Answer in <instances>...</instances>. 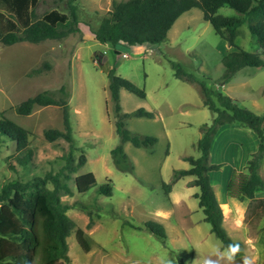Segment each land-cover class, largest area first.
Listing matches in <instances>:
<instances>
[{
	"label": "rangeland",
	"instance_id": "rangeland-1",
	"mask_svg": "<svg viewBox=\"0 0 264 264\" xmlns=\"http://www.w3.org/2000/svg\"><path fill=\"white\" fill-rule=\"evenodd\" d=\"M114 1L122 0H77L80 30L61 40L13 45L0 42V114L5 113L29 130L28 149L32 155L25 166L19 162L25 151L18 152L16 142L9 138L0 141V193L10 181L60 171L69 175L61 180L72 193H61V201L70 207L68 215L76 227L68 237L69 260H61L64 264H193L199 254L207 257L215 248L223 250L221 240L204 221L195 197L200 189L190 184L194 177L173 178L175 170L190 168L186 157H200L198 141L204 127L211 126L217 115L204 105L201 85L264 115V68L245 67L224 81L223 57L233 47L216 34L199 8L179 18L163 42L119 46L120 53H116L112 45L95 40L92 32L113 8ZM67 3L68 0H42L37 15L53 9L68 13ZM219 13L237 15L227 6ZM236 43L250 52H261L248 20L239 27ZM123 53L128 57L124 58ZM178 67L186 77L176 75ZM111 71L147 94L142 99L122 89L121 112L129 114L144 108L154 114L153 118H125L126 127L136 135L158 139L149 148L123 143L128 155L125 167L133 170L117 165L112 154L121 138L116 132L117 114L109 88ZM61 87H65V94L58 92ZM45 90L53 91L56 99L64 98L69 104L76 148L74 164L82 154L86 155L85 165L76 172L63 169L71 142L64 138L50 141L45 136L48 129L66 130L63 107L36 106L29 115L16 112L19 103ZM259 142L250 128L228 123L219 128L210 151L211 163L220 166L209 176L223 212L226 210L225 228L234 240L244 243V255L253 264L264 262V209L258 205L259 199L249 200L234 221L233 212L228 211L227 204L222 205L221 199L231 198L227 185L232 169L247 166ZM87 172L95 174L97 183L80 193L75 179ZM107 181L113 183L112 196L98 193ZM164 184L171 185L170 193ZM148 221L161 223L167 238L162 240L148 231ZM78 228L89 237V251L79 243ZM236 264H243V259Z\"/></svg>",
	"mask_w": 264,
	"mask_h": 264
},
{
	"label": "trees",
	"instance_id": "trees-1",
	"mask_svg": "<svg viewBox=\"0 0 264 264\" xmlns=\"http://www.w3.org/2000/svg\"><path fill=\"white\" fill-rule=\"evenodd\" d=\"M42 0H0V42L13 45L17 42L40 43L47 39L61 40L76 33L79 28V11L77 0H68L69 12L58 9L37 15V8ZM235 10V16H225L219 13L222 7ZM199 8L203 18L213 26L217 35L227 41L231 51L223 57L225 66L224 81L232 78L245 67L264 68V0H122L114 1L113 8L105 14L99 26L92 32L95 40L102 44H110L116 53L119 46H134L145 43L157 44L166 40L175 22L186 12ZM249 21V30L256 38L261 52H250L237 45L239 27ZM124 54V53H123ZM122 54V56H123ZM125 58V57H124ZM40 73V71H36ZM110 92L117 114L116 132L121 138V144L112 150L115 163L126 170L128 155L123 143L131 142L137 148H149L157 142L154 136H140L126 127L125 118L130 116L153 118L154 114L144 108H139L129 114L121 112L120 91L125 89L138 97L145 99V90L137 87L130 80L109 74ZM176 75L184 78L186 74L181 67ZM205 96L204 105L217 115L211 126H205L203 136L198 141L201 155L198 158L186 157L190 168L174 171V180L186 176L194 179L192 186L199 187L195 194L198 205L204 213V221L211 225V231L222 242L223 249L230 243H239L240 252L237 258L244 255V243L234 240L224 226V212L210 180V171L220 168L210 161V151L213 140L219 128L228 123H239L253 130L259 138L258 150L248 160L246 171H234L227 193L231 198L240 200L255 199L256 193L264 191V178L260 168L264 157V115L256 114L241 106L235 98L219 91L201 85ZM66 93L65 87L58 91ZM58 105L64 110L65 128L48 129L45 136L54 141L64 138L71 142V150L65 155L67 164L64 168L76 172L86 163V155L82 154L77 164H74L75 141L69 114V104L64 98L56 99V93L45 90L29 97L16 106L20 115H29L36 106ZM30 132L14 120L0 114V141L3 138L15 141L18 152H24L19 162L27 166L31 162V151L28 149ZM69 175L63 171L57 174L48 173L25 181H10L2 186L0 193V264H64L68 261V237L74 231L76 224L68 215L70 207L61 201V193L71 194L66 182L61 180ZM80 193L89 191L96 185L97 179L93 172L80 174L75 179ZM52 183L53 187H48ZM167 193L171 191L170 184H164ZM99 194L113 195V183L107 181L98 189ZM258 205L264 209V198ZM98 207V206H97ZM86 210V207L81 206ZM148 231L164 240L167 238L165 227L157 221L145 224ZM76 235L81 246L89 251L90 240L83 229L78 228ZM181 263V261H180ZM182 264V263H181ZM264 264V262L262 263Z\"/></svg>",
	"mask_w": 264,
	"mask_h": 264
},
{
	"label": "clouds",
	"instance_id": "clouds-1",
	"mask_svg": "<svg viewBox=\"0 0 264 264\" xmlns=\"http://www.w3.org/2000/svg\"><path fill=\"white\" fill-rule=\"evenodd\" d=\"M174 203L179 204V201H174ZM157 215H163L161 212H157ZM239 243H230L222 251L219 248H215L211 256L202 257L199 254V257L193 261V264H221V261H226L227 264H236L237 255L240 252ZM199 253V252H198ZM216 257L213 259L212 257ZM243 264H253V260L248 257H242ZM171 264V261L168 262Z\"/></svg>",
	"mask_w": 264,
	"mask_h": 264
},
{
	"label": "crops",
	"instance_id": "crops-1",
	"mask_svg": "<svg viewBox=\"0 0 264 264\" xmlns=\"http://www.w3.org/2000/svg\"><path fill=\"white\" fill-rule=\"evenodd\" d=\"M188 12H190V11H188ZM188 12H186V13H188ZM185 13V14H186ZM184 15V14H183ZM182 15V16H183ZM181 16V17H182ZM180 17V18H181ZM176 23V22H175ZM173 28V27H172ZM171 28V29H172ZM170 32V31H169ZM169 34V33H168ZM240 71H242V69L240 70ZM239 71V72H240ZM239 72H237V73H239ZM236 75V74H235ZM213 144V143H212ZM262 169H261V171H260V173H261V175L264 177V158H263V162H262ZM233 171H238V172H240V171H245L246 170V166H245V164H243V166L242 167H240V168H238V167H235L234 169H232ZM197 193V192H196ZM256 199H263L264 198V192L263 191H259V192H257L256 193V197H255ZM219 201H220V199H218ZM249 200H251V199H245V200H240V199H235V198H223V199H221V202H222V205L224 206V205H226L228 208V211H230L234 216H233V218H234V221H237L238 219L236 218V217H238L237 215L240 213V212H242V210H245L244 209V206H243V204L244 203H246V202H248ZM224 216L226 217V210L224 209ZM226 218H224V226H225V222H226ZM242 257H245V255H243V256H241L240 258H237V260L239 259V260H241V259H243ZM262 264V263H261Z\"/></svg>",
	"mask_w": 264,
	"mask_h": 264
},
{
	"label": "built area",
	"instance_id": "built-area-1",
	"mask_svg": "<svg viewBox=\"0 0 264 264\" xmlns=\"http://www.w3.org/2000/svg\"><path fill=\"white\" fill-rule=\"evenodd\" d=\"M123 57H125V58L128 57V54L127 53H124L123 54Z\"/></svg>",
	"mask_w": 264,
	"mask_h": 264
}]
</instances>
